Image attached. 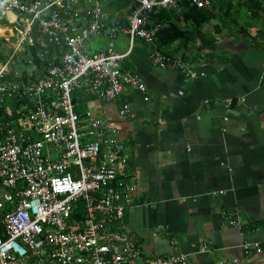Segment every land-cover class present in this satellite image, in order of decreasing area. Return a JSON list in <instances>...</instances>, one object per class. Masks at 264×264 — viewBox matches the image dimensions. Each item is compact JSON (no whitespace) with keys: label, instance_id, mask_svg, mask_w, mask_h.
I'll list each match as a JSON object with an SVG mask.
<instances>
[{"label":"built area","instance_id":"built-area-1","mask_svg":"<svg viewBox=\"0 0 264 264\" xmlns=\"http://www.w3.org/2000/svg\"><path fill=\"white\" fill-rule=\"evenodd\" d=\"M130 1L126 20L110 22L104 0H0V15L18 35L13 53L0 60V264H192L188 253L144 256L120 225L138 189L125 145L111 135V120L90 109L77 112L74 92L108 101L127 88L146 93L145 81L124 63L137 42L149 48L155 67L179 70L186 81L204 76L189 59L159 45L170 23L154 15L165 9L181 14L187 3L209 8L212 1ZM35 27L47 55L38 77L27 52ZM120 34L129 38L126 52L116 47ZM102 36L106 46L90 52L89 41ZM20 64L23 72L16 69ZM233 104L229 99V110ZM120 114L128 117L130 105ZM230 224L243 225L233 214ZM199 248L216 252L207 242ZM243 251L249 257L263 246L245 241Z\"/></svg>","mask_w":264,"mask_h":264},{"label":"crops","instance_id":"crops-1","mask_svg":"<svg viewBox=\"0 0 264 264\" xmlns=\"http://www.w3.org/2000/svg\"><path fill=\"white\" fill-rule=\"evenodd\" d=\"M244 1L233 0L230 16L217 12L190 40L167 47L204 76L186 81L179 70L155 67L149 48L137 42L124 63L147 92L127 88L117 100L88 102L125 145L127 171L138 185L126 228L144 256L188 253L192 264L235 258V264H264V227L247 229L264 220V12L253 16L238 4ZM107 41L94 37L89 44L96 52ZM115 43L121 52L129 48L126 35ZM125 103L128 117L120 114ZM230 214L242 227L230 224ZM245 241L261 242L263 252L246 256ZM205 242L214 254L200 250Z\"/></svg>","mask_w":264,"mask_h":264},{"label":"trees","instance_id":"trees-1","mask_svg":"<svg viewBox=\"0 0 264 264\" xmlns=\"http://www.w3.org/2000/svg\"><path fill=\"white\" fill-rule=\"evenodd\" d=\"M212 6L209 8H198L196 6H191L188 3L185 4L183 12L177 14L173 11L163 10L162 12L154 15V19L157 21L169 22L170 26L165 28L159 38V45L167 50L170 54H175L174 51L168 50V46L171 45L176 40H190V36L193 35V31H202L205 24L209 23L212 19L217 17V12H223L226 16H230L233 10V0H211ZM130 0H104V11L108 16L109 21H113L116 18H121L123 21L125 18V10L129 7ZM240 6L247 7L249 11L252 12L253 16L259 15L263 11L261 2L259 0H245L244 2L238 3ZM238 10V9H237ZM182 19L186 22V25H182ZM237 23V20L234 21ZM1 24H9L6 16L0 15ZM4 27V26H3ZM218 27V26H217ZM5 28V27H4ZM195 28V30H193ZM34 44H27V52L30 54L34 67L36 70L33 72L34 77H38L43 71L45 65H47L46 59L47 55L42 56L41 42L39 41L40 32L37 27L33 31ZM7 55L0 52V59H6ZM183 57L188 59V57L183 54ZM94 96L84 89H76L74 92V100L77 103V112L83 114L88 110V102ZM3 105L0 104V110L3 109ZM128 216L127 213L125 218L122 220L120 225H127ZM253 227H264V220L256 221L255 224L249 225L247 229Z\"/></svg>","mask_w":264,"mask_h":264},{"label":"rangeland","instance_id":"rangeland-1","mask_svg":"<svg viewBox=\"0 0 264 264\" xmlns=\"http://www.w3.org/2000/svg\"><path fill=\"white\" fill-rule=\"evenodd\" d=\"M0 25H3L5 27H8L9 26L11 27V25H7V24H0ZM3 26H0V52H3L5 55H7L6 58L9 57V55L11 53H13V48L14 46L17 45L18 43V35L16 33V35H14V33L12 31H10L8 28L7 30L3 33L4 31V27ZM213 30V29H212ZM3 33V34H1ZM90 52H94V49L90 50ZM2 60V59H0ZM17 70H19L20 72H23L25 70V67L20 64L17 66L16 68ZM32 69V66L28 65L27 66V71H31ZM6 104H10V102L6 101Z\"/></svg>","mask_w":264,"mask_h":264},{"label":"bare ground","instance_id":"bare-ground-1","mask_svg":"<svg viewBox=\"0 0 264 264\" xmlns=\"http://www.w3.org/2000/svg\"><path fill=\"white\" fill-rule=\"evenodd\" d=\"M10 17L14 18L12 14H10ZM0 26H3V25H0ZM4 27H5V26H4ZM6 30H7V27H5L3 33H4ZM3 33H1V34H3Z\"/></svg>","mask_w":264,"mask_h":264}]
</instances>
